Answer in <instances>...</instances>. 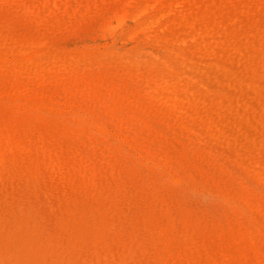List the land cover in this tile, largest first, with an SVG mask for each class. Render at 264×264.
I'll return each mask as SVG.
<instances>
[{
    "label": "bare ground",
    "instance_id": "1",
    "mask_svg": "<svg viewBox=\"0 0 264 264\" xmlns=\"http://www.w3.org/2000/svg\"><path fill=\"white\" fill-rule=\"evenodd\" d=\"M80 214L133 264H264V0H0V264Z\"/></svg>",
    "mask_w": 264,
    "mask_h": 264
},
{
    "label": "rangeland",
    "instance_id": "2",
    "mask_svg": "<svg viewBox=\"0 0 264 264\" xmlns=\"http://www.w3.org/2000/svg\"><path fill=\"white\" fill-rule=\"evenodd\" d=\"M117 17L114 14L97 18L90 17V22L83 32V37L90 41L106 40L117 28ZM139 33V32H138ZM10 198V193L6 191ZM12 205V202H9ZM25 209L29 210L28 205ZM77 226L81 231L83 243L79 248L73 249L69 244H62V253L54 260L55 264H133V243H123L118 235L113 234L108 242L109 247H100L97 240L92 236L88 218L80 214L76 220ZM41 264V263H39Z\"/></svg>",
    "mask_w": 264,
    "mask_h": 264
}]
</instances>
